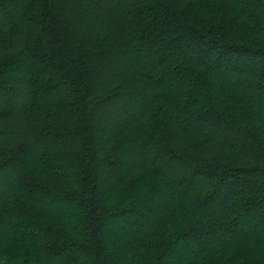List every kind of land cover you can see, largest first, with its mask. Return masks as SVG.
<instances>
[{
	"label": "trees",
	"instance_id": "trees-1",
	"mask_svg": "<svg viewBox=\"0 0 264 264\" xmlns=\"http://www.w3.org/2000/svg\"><path fill=\"white\" fill-rule=\"evenodd\" d=\"M21 260L264 264V0H0V264Z\"/></svg>",
	"mask_w": 264,
	"mask_h": 264
},
{
	"label": "rangeland",
	"instance_id": "rangeland-1",
	"mask_svg": "<svg viewBox=\"0 0 264 264\" xmlns=\"http://www.w3.org/2000/svg\"><path fill=\"white\" fill-rule=\"evenodd\" d=\"M120 158L118 159V160H123L124 161V164H127L128 162H129V160H131V159H135L136 160V158L135 157H130V156H127V157H130V158H126V157H122L121 158V155L119 156ZM117 161V159H114V160H112L111 162L110 161H108L107 163H105V165L103 166V167H109V168H111V169H113V168H115V166L116 165H114V163ZM58 168L60 169V167L58 166ZM143 176V175H142ZM145 178V180H150L151 179V177H144ZM163 183H164V180H162V179H157V178H153L151 181H149V183H148V185H149V188L151 189V190H153V192L152 191H147L148 193H151V194H148V195H151V196H154V197H156L155 198V200L152 202V205H153V208H154V206H156V208L154 209V211H155V213L157 214V212H158V210H159V208H161V207H164L165 205H164V198H162V189H163ZM160 197V198H159ZM148 208V209H147ZM138 208H136V210H137ZM145 209V211L146 212H148V213H150L151 214V212H149V211H151V209H152V207H151V205L149 206L148 205V207H146V208H144ZM166 208L164 207V210H165ZM163 210V211H164ZM159 212H160V210H159ZM6 259V258H5ZM23 262H25L24 260H21L20 262H18V263H16V264H23ZM27 264V263H26ZM28 264H33V263H29L28 262Z\"/></svg>",
	"mask_w": 264,
	"mask_h": 264
}]
</instances>
